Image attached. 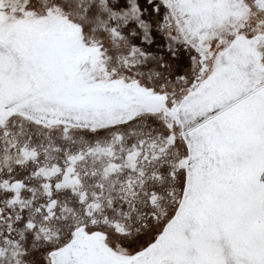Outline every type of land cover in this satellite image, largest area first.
<instances>
[{
	"label": "snow or ice",
	"instance_id": "snow-or-ice-1",
	"mask_svg": "<svg viewBox=\"0 0 264 264\" xmlns=\"http://www.w3.org/2000/svg\"><path fill=\"white\" fill-rule=\"evenodd\" d=\"M0 264H264V0H0Z\"/></svg>",
	"mask_w": 264,
	"mask_h": 264
}]
</instances>
